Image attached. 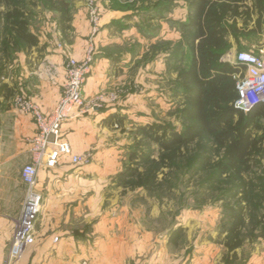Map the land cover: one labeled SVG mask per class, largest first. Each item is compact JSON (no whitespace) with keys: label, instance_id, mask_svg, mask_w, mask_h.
<instances>
[{"label":"rangeland","instance_id":"rangeland-1","mask_svg":"<svg viewBox=\"0 0 264 264\" xmlns=\"http://www.w3.org/2000/svg\"><path fill=\"white\" fill-rule=\"evenodd\" d=\"M57 1L29 0L26 2L30 30L37 35L39 41L44 43L41 49H38L37 54L34 53L33 56L41 57L40 52L47 50V47L51 50L61 47L65 49L73 43L77 33H81L82 26L86 22L89 32L86 36L89 42L88 49L93 46V68L94 60L99 55L98 52L96 53L95 40L104 29L105 24L102 19L104 20L106 10H131V15L123 17V21L119 19L122 21L121 26L119 25L120 28L130 25L145 27L144 33H140L138 28L128 29L125 34L118 31V43L114 42L97 50L122 58L130 57L131 61L123 83L116 84L110 89L99 90L87 97L88 99H95L99 95L105 97V101L102 104L98 103L91 110L92 112L106 107H115L119 111L126 110L127 114L122 117L118 128L114 129L117 134L111 135L112 142L116 145L110 149V152L115 156L111 161L98 163L94 161V149H89L79 154L90 153L92 155L90 163L84 166H75L68 159L61 163L62 167L67 170L85 169L87 171L105 170L111 172V176L104 179L105 184L103 185L106 186L103 193V213L108 212L110 218L108 223L104 224V233L113 237L115 235L153 237V249L168 250L170 264H190L194 256L200 255V251L204 252L210 249V264H226L228 249L225 246V225L228 223L229 217L226 214L225 206L227 204L234 205L236 199L225 200L222 198L224 188L222 181H215L211 185L207 180L208 172H198L191 168L192 166L189 164L191 154L179 157L173 162L169 161L167 165L153 164L151 161L153 159L156 162L159 161L162 152L156 143L149 142L139 130L141 126L153 122L171 123L178 129L182 128L183 121L179 118V112L184 105V98L178 74L190 63V43L193 39V30L186 28L180 19L172 21L170 19L169 24L176 28L175 33L161 34V21L167 22V19L156 18L152 22L150 16L144 11L146 8L154 7L160 0H97L100 9V26L99 30L94 33L86 0H70L67 20L61 19ZM82 7L86 8L85 17L79 16V10ZM136 14L138 18L135 17ZM126 21L128 25H125ZM7 27V23L2 20L0 22L1 57H9L11 53L25 48L23 44L14 39L11 42L12 45L9 44L5 49L7 34H9ZM154 29L157 31L154 32ZM232 48L233 46L225 55L232 54L234 59L240 51L254 49L260 53L264 49V16L252 18L248 28L240 35L236 47ZM69 57L72 56L65 55L64 64ZM156 62L159 63L161 78L159 96L151 97L146 91L147 79L144 80V84H141L135 73L139 70L141 63L146 70L147 64ZM167 90L170 91L169 97ZM30 92L29 88H19L15 95H30ZM134 149L144 150L150 160L142 158L138 159V162L131 160L130 154ZM155 165H159L158 182L152 190L128 184L135 179L138 173H143ZM255 171L258 175H264V164L263 167H256ZM91 178L89 177L88 180H95ZM95 193L96 190L92 189L90 194H84V196L94 197ZM97 197L101 200L102 195L97 194ZM118 217L122 219L119 221ZM41 220L42 212L36 223V235L43 230ZM258 221H262V224L257 225ZM98 227L99 222L93 227H83L73 222L72 225L57 226L47 231V234L50 233L53 237H36V240H41L43 246H48L51 241L53 247L54 240H56L54 235L60 234L59 230H65L71 235L85 234L88 230L93 237H98L100 235L97 231ZM263 227L264 216H261L259 210H253L250 206L246 214V225L241 234L244 238L243 245L236 250V254H234L236 256L233 255L236 264H247L251 244L259 239L252 240V236L255 233H261ZM179 228L181 230H177ZM101 233H103L102 230ZM32 249L27 254L29 263H32L35 257V251Z\"/></svg>","mask_w":264,"mask_h":264},{"label":"crops","instance_id":"crops-1","mask_svg":"<svg viewBox=\"0 0 264 264\" xmlns=\"http://www.w3.org/2000/svg\"><path fill=\"white\" fill-rule=\"evenodd\" d=\"M171 1L173 5L165 11L163 18L167 19V22L161 21V31L158 29L161 34L175 33L176 28L170 26V19L171 21L180 19L183 22L188 16V5L185 0ZM246 5L253 11L252 0H247ZM85 9L82 7L79 10V16L85 17ZM144 11L149 16L153 14L147 8ZM131 14V10L117 9L106 10L104 13L102 22L105 26L95 40L96 53L98 52L99 55L94 60L92 71L85 83V97L125 81L127 67L131 63L130 57L122 58L97 50L114 42L118 43V31L125 34L128 29L138 28L140 33H144L145 27L141 28L140 25L120 28L123 17L126 18ZM135 17L138 18V15L136 14ZM254 17H258L256 11L252 13V18ZM115 20L117 21L113 23ZM150 20L155 21V19ZM242 24L243 21L239 19V26ZM125 25H128L127 21ZM80 32L77 33L73 43L65 49L61 47L51 50L47 47V50L40 52L41 57L33 56L44 45L41 41L31 48L25 47L15 51L9 57L0 56V264L9 253L21 215L27 191L21 170L31 160L30 140L37 131L32 117L14 106L16 90L29 88L31 91L29 96L39 103L46 113H50L58 102L65 81V55L69 54L80 61L86 56L89 44L86 39L89 33L86 22ZM228 39L235 48L237 45L235 38L230 35ZM252 51L256 50L252 49ZM225 56L223 61L237 63L234 55ZM141 64L135 73L136 78L141 84L147 79L146 91L151 97L159 96L161 79L159 63L147 64L146 70ZM167 96H170L169 90ZM125 114H127L125 109L119 111L115 107L87 113L76 111L63 124V136L70 142L75 153L94 149V161L106 163L115 156L110 152V149L116 145L112 142L111 135L117 134L114 129L118 128ZM61 163L52 169L42 168L39 172L38 188L44 198L41 220L43 230L36 237H53L52 234H47V231L57 226L72 225L73 222L83 227H93L99 222L97 231L100 235L93 237L88 230L80 235H71L65 230H59L60 234L54 235L56 240L53 247L51 241L48 246H43L41 240H36V245L31 246L33 249L30 247L22 259V264H170V252L153 249V237H120L119 235L113 237L104 233V224L108 223L110 218L108 212L103 213V193L106 188L103 185L104 179L111 176L110 171L67 170ZM89 177L95 180L89 181ZM92 189L96 190L95 196L85 197L84 194H90ZM97 194L102 195L101 200ZM97 216H99L98 221H96ZM118 219L120 221L122 218L118 217ZM31 249L35 251V257L33 262L29 263L27 254ZM199 254L191 259L190 264H210L211 249L200 251ZM247 264H264V238H259L251 244Z\"/></svg>","mask_w":264,"mask_h":264},{"label":"trees","instance_id":"trees-1","mask_svg":"<svg viewBox=\"0 0 264 264\" xmlns=\"http://www.w3.org/2000/svg\"><path fill=\"white\" fill-rule=\"evenodd\" d=\"M27 1L0 0V22L4 20L9 31L5 49L14 39L30 48L39 43L29 27ZM185 1L188 16L183 25L194 33L190 43V63L178 74L184 98L179 112L183 126L178 129L171 123L153 122L139 130L162 152L159 161H151L153 164L167 165L169 161L191 154V168L208 172L207 180L211 185L222 181V198L236 199L234 205L225 206L229 217L225 225L226 264H236L233 255L243 245L241 234L248 208L252 206L264 216V175L255 171L264 164V102L249 111L235 107L237 83L239 76L244 74V66L222 59L231 49L228 37L232 35L239 42L253 11L258 13V18L264 16V0H252L253 11L246 5L247 0ZM57 2L61 19L67 20L70 0ZM172 5L171 0L158 1L154 7L147 8L153 12L150 19L163 18ZM239 19L243 21L242 26H239ZM252 52L259 54L258 51ZM130 158L135 162L141 158L150 160L140 149H134ZM159 165L138 173L128 184L152 190L158 182ZM261 222L258 221L257 225ZM258 238H264V227L261 233L252 236V240Z\"/></svg>","mask_w":264,"mask_h":264},{"label":"built area","instance_id":"built-area-1","mask_svg":"<svg viewBox=\"0 0 264 264\" xmlns=\"http://www.w3.org/2000/svg\"><path fill=\"white\" fill-rule=\"evenodd\" d=\"M93 32L100 26V9L97 0H86ZM93 46L83 60L69 57L65 63V83L54 109L46 113L31 96L18 94L14 106L32 117L36 125V134L31 138V160L21 170V177L27 185L21 215L12 239L9 253L2 264H22V259L30 247L36 243V223L42 212L43 194L38 188L39 172L42 168L57 167L65 158L75 166H84L91 162L90 153L79 154L72 149L70 142L62 132L63 124L75 112L87 113L105 101L103 95L88 99L84 95V86L92 71ZM244 66V74L239 76L238 98L234 105L243 111H249L260 102H264V51L259 54L252 51H240L236 57Z\"/></svg>","mask_w":264,"mask_h":264}]
</instances>
